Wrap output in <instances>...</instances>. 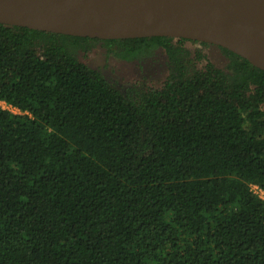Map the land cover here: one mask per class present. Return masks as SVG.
<instances>
[{
    "label": "trees",
    "instance_id": "trees-1",
    "mask_svg": "<svg viewBox=\"0 0 264 264\" xmlns=\"http://www.w3.org/2000/svg\"><path fill=\"white\" fill-rule=\"evenodd\" d=\"M100 41L162 82H111ZM210 46L0 23V264H264V70Z\"/></svg>",
    "mask_w": 264,
    "mask_h": 264
},
{
    "label": "water",
    "instance_id": "water-1",
    "mask_svg": "<svg viewBox=\"0 0 264 264\" xmlns=\"http://www.w3.org/2000/svg\"><path fill=\"white\" fill-rule=\"evenodd\" d=\"M0 23L105 40L187 38L264 70V0H0Z\"/></svg>",
    "mask_w": 264,
    "mask_h": 264
},
{
    "label": "rangeland",
    "instance_id": "rangeland-1",
    "mask_svg": "<svg viewBox=\"0 0 264 264\" xmlns=\"http://www.w3.org/2000/svg\"><path fill=\"white\" fill-rule=\"evenodd\" d=\"M210 56L218 64H223L225 56L222 51L217 48H208ZM85 60L100 69H102L109 78L114 81L119 80L122 89L125 86H130L134 82L144 81L149 84H159L166 75V68L162 63L161 57L147 60L144 70L141 67L143 64L133 61H124L108 52L103 46H99L97 50L90 52L85 56ZM2 106L7 105L2 102ZM19 113V112H17Z\"/></svg>",
    "mask_w": 264,
    "mask_h": 264
},
{
    "label": "flooded vegetation",
    "instance_id": "flooded-vegetation-1",
    "mask_svg": "<svg viewBox=\"0 0 264 264\" xmlns=\"http://www.w3.org/2000/svg\"><path fill=\"white\" fill-rule=\"evenodd\" d=\"M102 40H104V39H102ZM210 44V43H209ZM99 46H103L104 48H106L107 50H108V48L106 47V46H104V44H103V42H98V44H97V46H96V48L94 49V51L95 50H97V48L99 47ZM213 47H217V48H219L218 46H216V45H213V44H211V46H210V48H213ZM108 52H109V50H108ZM109 53H111V52H109ZM112 55H114V56H116L115 54H113V53H111ZM117 57V56H116ZM157 57V59L158 58H160L161 57V59H162V63H163V65H164V58L162 57V56H155L154 58H156ZM118 59H120V60H124V59H121V58H119V57H117ZM124 61H127V60H124ZM131 62V61H130ZM133 62H138V63H140L139 61H137V60H135V61H133ZM88 63V62H87ZM143 63V66L141 67V69L143 68V70H144V67H145V65H144V62H142ZM141 63V64H142ZM89 64V63H88ZM146 64V63H145ZM91 65V64H90ZM92 67H94V68H96V69H99L101 72H103L104 73V75L107 77V79H109L111 82H113V83H115V84H117L118 86H120L121 87V84L122 83H120V81L119 80H116V81H114L113 79H111V78H109V76L102 70V69H100V68H98V67H95V66H93V65H91ZM165 66V65H164ZM125 87H128V86H125ZM124 87V88H125Z\"/></svg>",
    "mask_w": 264,
    "mask_h": 264
},
{
    "label": "built area",
    "instance_id": "built-area-1",
    "mask_svg": "<svg viewBox=\"0 0 264 264\" xmlns=\"http://www.w3.org/2000/svg\"><path fill=\"white\" fill-rule=\"evenodd\" d=\"M2 102H4L7 106L6 107H4V106H2ZM0 104H1V106L4 108V109H8V110H10V111H12V112H14V113H17V112H19L20 113V110L18 109V108H16V107H14L13 105H11V104H8L7 102H5V101H2ZM251 190L253 191V193L254 194H256V195H258L262 200H264V188H262L260 185H258V184H252L251 185Z\"/></svg>",
    "mask_w": 264,
    "mask_h": 264
}]
</instances>
